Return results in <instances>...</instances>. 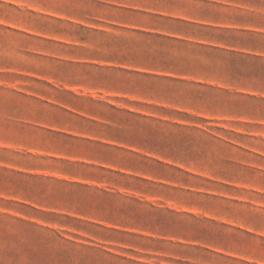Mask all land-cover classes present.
Returning <instances> with one entry per match:
<instances>
[{
  "label": "rangeland",
  "instance_id": "1",
  "mask_svg": "<svg viewBox=\"0 0 264 264\" xmlns=\"http://www.w3.org/2000/svg\"><path fill=\"white\" fill-rule=\"evenodd\" d=\"M0 264H264V0H0Z\"/></svg>",
  "mask_w": 264,
  "mask_h": 264
}]
</instances>
